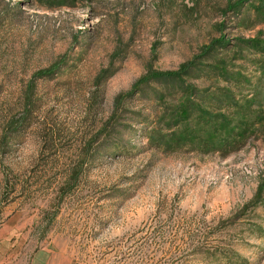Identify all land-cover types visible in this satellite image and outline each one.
Instances as JSON below:
<instances>
[{
    "label": "rangeland",
    "instance_id": "374dc122",
    "mask_svg": "<svg viewBox=\"0 0 264 264\" xmlns=\"http://www.w3.org/2000/svg\"><path fill=\"white\" fill-rule=\"evenodd\" d=\"M0 264H264V0H0Z\"/></svg>",
    "mask_w": 264,
    "mask_h": 264
},
{
    "label": "trees",
    "instance_id": "16d2710c",
    "mask_svg": "<svg viewBox=\"0 0 264 264\" xmlns=\"http://www.w3.org/2000/svg\"><path fill=\"white\" fill-rule=\"evenodd\" d=\"M32 104V103H31ZM29 107H30V104H29ZM31 112H32V110H31Z\"/></svg>",
    "mask_w": 264,
    "mask_h": 264
}]
</instances>
